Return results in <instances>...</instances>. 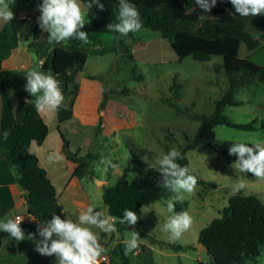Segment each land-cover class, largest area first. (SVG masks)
<instances>
[{
  "label": "trees",
  "instance_id": "obj_1",
  "mask_svg": "<svg viewBox=\"0 0 264 264\" xmlns=\"http://www.w3.org/2000/svg\"><path fill=\"white\" fill-rule=\"evenodd\" d=\"M25 3L29 8L37 11L33 27L34 41L30 48L37 46V41L42 36L37 18L40 16L38 5L42 0H17ZM86 8V23L82 31L88 33V42L71 39L61 42L48 55L39 71L52 73L58 81L63 94L76 96L77 92H71L70 86L74 84V77L83 70L90 54L84 50L90 42L99 44V36L102 33H116L108 30L110 23H116L118 15V0H99L103 4L101 10L95 3L91 9L87 4L91 0H80ZM140 13L142 21L141 29H150L158 32L167 40L170 47L179 60L192 57L198 62H209L214 57L222 59V68L228 81V90L215 102L214 111L211 114L191 115L193 120L200 123L192 142L188 144L181 154L183 159L177 163L190 168L186 152L194 150L198 146H205L220 152L227 163L235 162L238 157L229 155V148L235 141L218 140L215 129L219 125L240 130H253L256 124L254 119L247 124H237L230 121L224 114L227 107L242 105L236 99L239 89L264 84V66L254 63L248 58L240 56L241 46L244 44L249 51L261 48L260 41L264 40V15H261V28L259 39L249 30L248 26L253 18L240 17L235 12L230 0H217V4L209 13H203L195 4V0H130ZM204 16V19H200ZM11 26H5L0 30V96L2 99L1 135L5 131L9 136L5 138L6 145L0 148V156L7 159L11 168L17 175L19 185L25 191V201L30 216L40 223L51 220L53 215L65 218L58 202L57 191L51 182L47 172L39 164V158L31 152V145L35 143L41 146L48 135V126L34 104L27 103L33 98L25 87L14 94L18 99L17 106L12 103V94L6 87L2 71V62L7 57L10 49L15 45H8L7 37ZM40 49H41V45ZM43 56L39 54L38 58ZM134 61V59H132ZM135 70L132 74H135ZM100 77H91L99 80ZM137 81H142L143 76H134ZM176 82V78H175ZM181 86L174 83L172 86L175 100L180 98ZM78 90V86H77ZM128 94V92H127ZM110 97L104 91L100 109L104 110ZM167 104L177 114L184 111L177 103L171 100ZM58 129L64 142V153L73 162H83L84 157H79L67 150V139L62 133L63 124L72 116V108L59 109ZM251 147V145H248ZM77 152H80L78 150ZM84 163V162H83ZM191 170V169H190ZM92 175V171L89 170ZM198 179V185H205V181L191 171ZM162 176L158 172L154 175L145 174L133 181H129V169L125 168L114 185L104 186L103 201L108 207L109 214L121 218L125 209L135 211L139 219L135 225H121L116 222L117 233L120 237L128 230H134L140 237L145 235L140 231L139 221L143 208L166 198L171 191L159 186ZM188 202H175V211H187ZM4 221V220H2ZM152 242H156L152 240ZM199 243L208 249L210 264H246L247 261H256L264 255V203L254 194L246 195L243 190L230 195L228 205L222 209L220 216L213 219L208 226L201 230ZM0 237V248H1ZM162 244V243H161ZM165 247L178 252L180 250L193 249L192 246L162 244ZM142 261L152 263L151 252L146 246H142ZM111 264H133L130 257L124 254L121 244L111 251ZM141 261V264H145Z\"/></svg>",
  "mask_w": 264,
  "mask_h": 264
},
{
  "label": "rangeland",
  "instance_id": "obj_2",
  "mask_svg": "<svg viewBox=\"0 0 264 264\" xmlns=\"http://www.w3.org/2000/svg\"><path fill=\"white\" fill-rule=\"evenodd\" d=\"M10 9L14 18L10 23L0 21V30L5 26L12 27L14 19L19 20L23 12L30 8L15 0ZM82 12L86 18V12ZM24 23L21 40L33 35V25L27 21ZM248 30L259 39L262 31L261 15L253 16ZM15 34L13 26L7 34L8 45L13 44ZM260 44L261 48L256 51L247 50L243 44L240 56L264 66V40ZM84 50L90 54L106 55L104 58L92 56L89 64L83 67L84 71L74 77V81L76 78L79 84H83L86 76L102 69L94 77H100L103 90L110 97L107 102V132H103L104 113L97 107L95 127L82 128L75 138L83 145L80 152L73 148L70 151L84 157V164L95 169L99 181L106 179L109 186L116 183L125 168L129 169V181L145 174L158 173L150 166L155 165L161 154H166L173 147L183 150L196 135L200 123L193 120L191 115L211 114L215 102L228 90L221 58L214 57L209 62H198L192 57L179 60L169 42L150 29H141L127 36L102 33L98 45L90 42ZM32 60L30 69H39L38 62L41 60L36 55L32 56ZM133 70L136 71L134 75ZM135 75L143 76V80H135ZM174 83L181 86L178 100L173 97ZM7 84L9 91H21L26 85L25 75L18 73L14 81H8ZM77 86L74 82L70 86L71 92L78 91ZM93 93L95 96V92ZM93 93L81 91L82 99L79 104L84 105L88 100H93ZM70 96L74 100V96ZM68 97L67 95L65 99L68 100ZM236 99L242 105L227 107L224 114L237 124H247L255 119V127L253 130H240L219 125L215 129L217 139L244 142L251 147L256 143L264 145V84L239 89ZM168 100L177 103L184 114H177L170 108ZM118 120L128 128L120 129ZM47 121L51 124L49 118ZM144 157L147 158L144 160ZM186 158L191 171L206 183L197 184L194 194H184L182 202L189 203L187 212L193 218L192 227L175 241L170 239V233L164 231L163 226L171 215L167 211L166 201L175 195L170 193L166 198L143 208L139 228L145 235V241L152 243L155 240L153 243L160 248L164 247L163 243H170L192 246L193 249L186 250L181 257L163 258L156 255L158 264L163 261L166 264H210V256L198 251L199 234L228 205V198L234 194L232 189L238 179L245 184L241 189L244 194L257 195L264 203V180L258 179L252 173H237L231 167L234 162L227 163L217 150L198 146L194 150H188ZM128 256L134 264H138L132 253ZM246 264H264V255L256 261H247Z\"/></svg>",
  "mask_w": 264,
  "mask_h": 264
},
{
  "label": "clouds",
  "instance_id": "obj_3",
  "mask_svg": "<svg viewBox=\"0 0 264 264\" xmlns=\"http://www.w3.org/2000/svg\"><path fill=\"white\" fill-rule=\"evenodd\" d=\"M15 0H0V21L10 23L14 13L10 5ZM95 3L101 10L104 5L99 0H91L87 4L89 9ZM235 12L240 17L264 15V0H230ZM195 4L201 12L209 13L216 6L217 0H195ZM40 16L37 23L43 32L49 33L47 39L51 43H61L76 39L82 43L88 42V33L82 31L86 23L85 14L82 12L78 0H42L38 5ZM200 19H204L201 16ZM116 23H110L107 28L111 32L127 36L129 33L139 32L142 28L140 13L130 0H118V15ZM27 91L35 99L27 101L34 104L38 113H51L57 111L63 104L64 95L59 81L52 73L38 70H29L25 74ZM3 136L7 138L9 132L5 131ZM244 142L232 143L229 155L237 156L238 159L231 165L237 173H252L260 180H264V145L259 143L249 147ZM147 157H144L145 160ZM64 159L60 151H53L46 156L49 164H56ZM183 156L175 147L156 160L151 165L162 176L159 186L168 189L175 195L166 201L167 211L171 214L164 224V231L170 233V239L175 241L182 237L193 224V218L187 211H175V202H182L184 194H194L198 179L191 174L190 168L177 163ZM245 184L237 180L233 186V193L239 192ZM88 206L79 212L76 220L69 216L62 219L60 215H53L51 220L37 224L36 232L40 239H36V233L25 235L21 228L24 219L22 215L15 218L6 216L0 221V232H6L17 242L25 239L33 241L35 251L42 256H55L56 264H99L102 254L106 251L100 243V238L92 230L98 228L102 233L110 234L117 232L116 222L121 225H135L139 216L135 211L125 209L121 218L109 214L108 207L98 209ZM139 233L131 231L130 239L126 240L124 254L127 256L139 248Z\"/></svg>",
  "mask_w": 264,
  "mask_h": 264
},
{
  "label": "crops",
  "instance_id": "obj_4",
  "mask_svg": "<svg viewBox=\"0 0 264 264\" xmlns=\"http://www.w3.org/2000/svg\"><path fill=\"white\" fill-rule=\"evenodd\" d=\"M78 2L81 4L82 11L86 12V8L83 3L80 0H78ZM36 14L37 11L33 8H30L28 9V11L23 12V15L19 18V20L14 19L13 26L16 30V42L15 45L10 49L7 57L2 62V71L6 87L8 85L7 82L14 81L18 73L25 75L27 71L31 70L29 64L33 62V55H36L38 57L39 54H41L43 57L38 58V60L44 62L46 55H48L56 46L60 45V43L50 44L47 39L49 33L43 31L42 36L37 41L38 45L33 47L32 49L30 48V45L34 41L33 35L31 36V38L29 37L21 40V33L25 29L24 22H30L34 27ZM39 45H41V49ZM92 56L97 58H104L106 55H89L85 65L89 64L90 58ZM40 68L41 67L39 66V69ZM39 69L37 68L35 70L39 71ZM101 70L102 69L96 70L94 74L86 76V78L84 77L85 79H83L82 81L83 84H79L75 78L74 82L78 85V92L77 95L74 96V100L71 99L70 95H68V100L65 99L67 94H63L64 101L59 109L72 108V116L67 122H65V124H63L62 128V133L68 142L67 150L70 153V150L72 148L78 151L81 149V146H83L82 144H80V141L75 139L77 137V133L81 132L82 128L93 129L97 122L95 109H97V107H100L101 105L104 90L102 82L100 80L91 79V77L98 75ZM83 90H87V92L89 93L95 92V96L93 93V97L91 98L93 100H88V102L84 105L82 103L79 104L80 100L82 99L81 91ZM9 92H11L12 94L13 105L17 106L19 101L16 96H14V94L19 91ZM31 100H34V98H32ZM2 109L3 104L2 99H0V127L2 119ZM58 110L51 113H40L48 126V135L41 146L32 143L31 152L39 158L40 166L46 170L51 182L55 186L59 206L65 218L69 216L73 220H76L79 212L85 210L90 205L95 206L98 209L104 207L103 190L104 186H107V180L102 179L99 181L95 169H93L91 166L85 165L83 162H73L67 158L64 153V142L58 129ZM101 113H104L105 116V120L103 118V132L106 133L107 104L105 109L101 110ZM47 118L50 119L52 125L47 121ZM119 127L120 129L128 128L127 125H121L120 122ZM90 142H88V144H90ZM5 145L6 140L2 137L0 131V148H4ZM85 145L87 144L85 143ZM53 151H60L63 154L64 159L59 163L49 164L46 161V156ZM89 170L92 171V175L89 174ZM23 203L26 204L25 191L19 185L17 175L11 168L7 159L0 156V221L5 220L6 216L11 215L12 218H15L16 215H21L18 214V210ZM22 216L24 217V219L21 223V228L25 231V235L27 236L29 233H36V239L39 240L40 237L36 232V229L37 224H39L40 222L29 215L28 209L27 213ZM92 230L100 238V243L106 249L105 253L109 254L110 261L112 260L111 251L119 244H121L122 247L125 248L124 242L130 239L131 236L129 233L131 232V230L126 231L122 237H120L117 232L105 234L102 233V231L98 228H93ZM0 237L2 241L0 248V264H56V257L54 255L42 256L37 251H35V245L33 241L25 239L23 241L17 242L15 239H12L6 232H0ZM142 246H146L147 248H149L152 257L151 264H158L156 255H159L163 258L176 256L181 257L184 256L186 251L180 250L178 252H175L165 246L160 248L153 242L148 243L143 239V237H140L139 248L132 253V256L134 258H137L138 264H141L142 261ZM132 263L134 264V262ZM162 264H166V262L163 261Z\"/></svg>",
  "mask_w": 264,
  "mask_h": 264
},
{
  "label": "water",
  "instance_id": "obj_5",
  "mask_svg": "<svg viewBox=\"0 0 264 264\" xmlns=\"http://www.w3.org/2000/svg\"><path fill=\"white\" fill-rule=\"evenodd\" d=\"M26 101H29L28 99H26ZM27 213V208H26V204L23 203L20 207V209L18 210V214L21 215H25ZM198 251L199 252H203V253H207L208 254V249L204 246V244L199 243L198 244Z\"/></svg>",
  "mask_w": 264,
  "mask_h": 264
},
{
  "label": "built area",
  "instance_id": "obj_6",
  "mask_svg": "<svg viewBox=\"0 0 264 264\" xmlns=\"http://www.w3.org/2000/svg\"><path fill=\"white\" fill-rule=\"evenodd\" d=\"M44 64L43 61H40L39 62V66L42 67ZM99 264H110V257H109V254L108 253H103L101 258H100V261H99Z\"/></svg>",
  "mask_w": 264,
  "mask_h": 264
}]
</instances>
